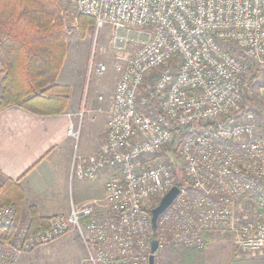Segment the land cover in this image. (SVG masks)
Instances as JSON below:
<instances>
[{
	"label": "built area",
	"instance_id": "2783aa9c",
	"mask_svg": "<svg viewBox=\"0 0 264 264\" xmlns=\"http://www.w3.org/2000/svg\"><path fill=\"white\" fill-rule=\"evenodd\" d=\"M75 5L95 18L97 30L111 26L117 50L134 42L129 32L147 35L116 82L102 148L81 154L76 147L72 158L71 178L96 180L109 172L104 209L72 203L46 227L32 232L24 225L13 240H0V264H16L68 233L79 237L89 264H163L161 249L202 250L216 231L229 233L238 250L264 253V129L253 111L223 122L240 110L254 66L264 64V0ZM106 70L93 54L88 78ZM87 92L67 128L76 145ZM175 185L180 192L154 229L151 210ZM16 216L14 204L0 206V228L12 227ZM154 239L158 249L152 253Z\"/></svg>",
	"mask_w": 264,
	"mask_h": 264
},
{
	"label": "crops",
	"instance_id": "0c3cea01",
	"mask_svg": "<svg viewBox=\"0 0 264 264\" xmlns=\"http://www.w3.org/2000/svg\"><path fill=\"white\" fill-rule=\"evenodd\" d=\"M3 68L0 58V98L3 92ZM60 77L61 74L58 83L71 87L70 103L65 112L41 115L18 105L0 110V181L4 182L6 178L18 181L24 189L26 209L36 206L44 217L67 214L72 203L82 205L94 202L103 211L106 198L104 184L110 177L106 171L96 180H81L71 178L69 173L76 147L81 154H92L102 148L115 89L106 95L92 94L88 98L85 113L88 127L85 136L83 139L80 137L76 145L75 139L67 134V128L70 121L78 119L82 85L77 80L60 82ZM99 96L103 98L99 99ZM219 232L210 233L204 249H190L193 252L184 250L180 254L181 263L204 264L205 252L215 241L219 246L229 248L231 254L236 253L231 235ZM71 235L68 233L63 237L72 238Z\"/></svg>",
	"mask_w": 264,
	"mask_h": 264
},
{
	"label": "trees",
	"instance_id": "16d2710c",
	"mask_svg": "<svg viewBox=\"0 0 264 264\" xmlns=\"http://www.w3.org/2000/svg\"><path fill=\"white\" fill-rule=\"evenodd\" d=\"M60 11L57 0H0V58L4 67L0 110L18 105L37 114L55 115L68 108L71 87L58 83L69 47ZM90 18L81 17L82 36L86 24L95 25V18ZM229 48L236 53L237 49ZM256 77L257 73L250 82ZM244 100L238 112L224 117V123L256 108L251 98ZM174 165L177 184L183 186L182 169ZM24 199V189L15 179L6 178L0 185V206L14 204L17 213L12 227L0 228V240H13L24 225H29L32 232L48 225L50 217L41 216L36 206L26 209Z\"/></svg>",
	"mask_w": 264,
	"mask_h": 264
},
{
	"label": "rangeland",
	"instance_id": "374dc122",
	"mask_svg": "<svg viewBox=\"0 0 264 264\" xmlns=\"http://www.w3.org/2000/svg\"><path fill=\"white\" fill-rule=\"evenodd\" d=\"M57 1L64 27L67 30L69 46L67 57L60 71V82L77 80V83L82 85L81 107L87 88L89 90L86 93L87 102L85 106L87 107L88 98L92 94L106 95L109 91L114 92L116 82L123 71V63L126 62L131 52L139 46L140 41L147 38V35H138L136 32L131 31L127 35L128 37L136 36L134 42L130 41L123 50H117L112 41L113 30L110 25L106 24L103 28L97 30L96 23L95 25L93 22L88 23L84 27L86 29L85 35L82 36L81 17L91 19L92 16L80 13L76 8L75 0ZM236 53L239 52L236 51ZM93 54L96 61H103L107 64V70L102 75L97 73L88 78V63ZM256 73L257 77L254 81L250 82L248 80V88L244 97L251 98L254 101L256 108H253L252 111L264 129V64L255 65L249 78H252ZM243 102L246 103L244 99ZM87 125L85 116L80 135L81 139L85 136ZM2 183L3 181H0V185ZM70 234H73L71 235L72 238L61 236L63 238L59 237L61 239L58 238L50 244L40 246L32 253L28 252L27 255H22V258L20 257L21 259L19 258L16 264L19 261V264H89L85 258L86 249L83 243L75 233ZM183 252L184 249H180L178 246H169L158 252V258L163 264H183L181 263L182 255H180ZM203 260L205 261L204 264H264V253H249L237 249L236 253L231 254L229 248L221 247L215 241L210 249L205 252Z\"/></svg>",
	"mask_w": 264,
	"mask_h": 264
},
{
	"label": "water",
	"instance_id": "95a60500",
	"mask_svg": "<svg viewBox=\"0 0 264 264\" xmlns=\"http://www.w3.org/2000/svg\"><path fill=\"white\" fill-rule=\"evenodd\" d=\"M180 192V187L175 185L172 189L161 199L159 205L153 208L152 211V223L153 228L156 229L157 227V220L161 213H163L169 205L172 204L173 200L176 198L177 194ZM158 249V240L154 239L152 241V253H154ZM154 257L151 256V259Z\"/></svg>",
	"mask_w": 264,
	"mask_h": 264
}]
</instances>
